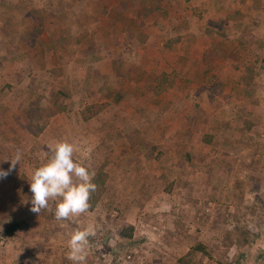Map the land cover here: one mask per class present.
I'll return each instance as SVG.
<instances>
[{
    "label": "rangeland",
    "instance_id": "1",
    "mask_svg": "<svg viewBox=\"0 0 264 264\" xmlns=\"http://www.w3.org/2000/svg\"><path fill=\"white\" fill-rule=\"evenodd\" d=\"M30 2L32 20L38 4ZM199 3L111 0L103 21L98 2L80 10L93 16V33L62 42L31 33L24 46L0 47V168L22 154L0 179V264H41L27 255L38 248L45 264H66L72 233L89 225L87 264L98 253L96 264H264V0ZM185 73L187 98L170 91ZM160 90L169 101L149 105ZM97 103L108 105L86 119ZM59 140L73 143L94 181L105 180L95 208L73 219H56V200L30 210L29 179ZM13 222L22 227L10 237Z\"/></svg>",
    "mask_w": 264,
    "mask_h": 264
},
{
    "label": "crops",
    "instance_id": "2",
    "mask_svg": "<svg viewBox=\"0 0 264 264\" xmlns=\"http://www.w3.org/2000/svg\"><path fill=\"white\" fill-rule=\"evenodd\" d=\"M32 1L33 3L35 2L36 4H38L36 6L37 9V16L38 18H33L32 20L29 18L30 16V4ZM111 0H1V4H5L6 7H1V11H3V13H0V33L4 32L7 35L4 36L5 37V44H1L0 47H6V48H10V46L12 47V42H16L22 44V46H24V43L27 44L29 43L31 40V33H38V34H44L46 32H52L55 34L56 36V42H62L66 39V37L68 38V41L71 40H76V37H73L72 35H76V34H80V33H93L95 31V25L92 24L93 22V16L92 15H84L83 13L81 14L80 10H87V9H94L96 8L95 6H98V2H100L101 6L99 8H101V20L104 21V16H106L105 18H108L111 14H113V12L111 13L106 12V13H102L104 11V9H109V3ZM119 0H115L116 4ZM150 1V0H148ZM172 2H177L180 0H170ZM184 2H189L190 0H183ZM214 2L215 0H199V4L200 5H204L206 2ZM240 1V0H238ZM48 2H52L55 3L57 2V6H53L52 10L49 11V13H44V9L47 10V8H45V4ZM64 2V4H63ZM95 3V5H94ZM57 7V8H56ZM68 8L70 9V13L68 16ZM49 9V8H48ZM62 9H64V11H61ZM165 17L169 18V21H165V23H167V25H170V28H173V22H170V20H174L176 14H175V10L173 8L172 5H168V3L165 6ZM239 10V11H238ZM20 11V13H18ZM82 11V12H83ZM157 11V10H155ZM237 11V12H236ZM58 12V13H57ZM76 12V20H72L75 13ZM87 12V11H85ZM141 12V11H140ZM139 12V13H140ZM154 12V11H153ZM153 12H145V16H151V13ZM244 9L243 8H239L237 10H235V16L236 17H241L244 13ZM46 14V17H49V21L47 22V20H43L39 17H41V14ZM91 13V12H90ZM114 13H116L114 11ZM216 12H212L213 15ZM48 14H51L50 16H47ZM122 15H126L128 16V14H126L125 12L121 13ZM144 15V14H143ZM234 15V14H233ZM53 16V17H52ZM90 16V17H89ZM114 16L116 17V15L114 14ZM222 16L221 12L219 13L218 18H220ZM225 15H223L222 17H224ZM34 17V16H33ZM71 17V21H67L68 19H70ZM88 19H84L87 18ZM106 20V19H105ZM237 23V25H240V23H242V21H236V22H225L226 25H235ZM20 24V25H19ZM172 24V27H171ZM41 26H43L41 28ZM21 33L20 36L16 37L15 34ZM12 34V35H10ZM67 34V35H66ZM42 38L44 39V36L41 35ZM67 40V39H66ZM240 42V45H242ZM253 44V43H251ZM248 48L250 47L249 44H245ZM231 46V45H230ZM13 48V47H12ZM261 62H264V60L262 59ZM182 77V81L183 83L178 87L176 86L173 89H170L171 92H176L178 93V96H182L183 98H187L190 96V83L185 82L184 83V79L185 81L187 79H189V74L185 73L181 75ZM198 80L202 79L200 76H198ZM234 77V76H233ZM231 77L226 78L225 81L229 82L231 81ZM222 79V78H221ZM221 84L222 82H220L219 84H217V86L213 87L212 90V94L214 96H218V92L221 90ZM166 91V90H165ZM160 92V93H159ZM148 93V92H147ZM145 91H142L140 95H142V97H148ZM197 94L199 93V91L196 92ZM161 94H169L164 92V90H160L156 93V95H152L150 98V102L148 103L149 105H156L157 103H159V105L163 106L166 102H168V98L165 97V95H161ZM142 105L145 106V101L142 100ZM186 130L189 128V126L185 125ZM183 143V141L181 142ZM119 241V240H117ZM116 244V242H115ZM118 244L116 245L115 248H113V251H116L115 253H118L117 256L120 255L121 252H119V248ZM93 249V248H92ZM32 253H29V250H27V255H36V257H41V264H45L46 263V254L44 252V250H40V248H38L36 250V252L30 251ZM102 256H104L106 262L108 261V254L106 252H102L100 253ZM35 257V256H34ZM97 257V258H95ZM101 257L99 255V253L97 255L92 254V256H90V258L92 259L91 264H96L98 263V258ZM54 261V260H53ZM65 262L66 264H68L70 262L69 259L65 258ZM102 264H105L104 260H101ZM88 262H86L87 264ZM25 264H29L28 262ZM37 264H39V262H37ZM109 264V262H108Z\"/></svg>",
    "mask_w": 264,
    "mask_h": 264
},
{
    "label": "clouds",
    "instance_id": "3",
    "mask_svg": "<svg viewBox=\"0 0 264 264\" xmlns=\"http://www.w3.org/2000/svg\"><path fill=\"white\" fill-rule=\"evenodd\" d=\"M51 153L46 163L36 168L30 177L31 211L40 213L56 200L55 217L57 220L73 219L85 213L90 207V195L97 189L94 182L95 172L82 162L74 160V145L68 140H59L48 146ZM21 153L17 150L11 158L9 169L0 168V179L20 162ZM96 235L91 225L76 229L69 241L67 258L72 264H86L89 238Z\"/></svg>",
    "mask_w": 264,
    "mask_h": 264
},
{
    "label": "trees",
    "instance_id": "4",
    "mask_svg": "<svg viewBox=\"0 0 264 264\" xmlns=\"http://www.w3.org/2000/svg\"><path fill=\"white\" fill-rule=\"evenodd\" d=\"M107 103H104V104H91V105H88L84 112H83V115L85 116L86 119H91L93 118L94 116H96L98 113H100L104 108L107 107ZM96 184H97V189L91 193V195H94V201L92 199V203L89 202L90 204V207L91 209H94L95 206H96V202L97 200L100 198V197H97L99 195V193L101 192L102 193V190L100 187V185H98L99 182H101V185H102V182H105V180H103L102 177L100 176H97L96 180L94 181ZM100 193V194H101ZM96 201V202H95ZM22 227V223L21 222H13L12 224H10L6 230V234L10 237L14 236L16 234V232L18 230H20Z\"/></svg>",
    "mask_w": 264,
    "mask_h": 264
}]
</instances>
